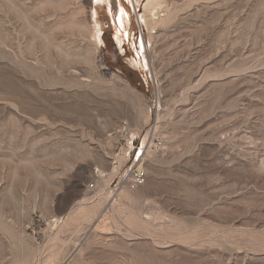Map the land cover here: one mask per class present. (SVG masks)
I'll return each mask as SVG.
<instances>
[{"label": "rangeland", "instance_id": "obj_1", "mask_svg": "<svg viewBox=\"0 0 264 264\" xmlns=\"http://www.w3.org/2000/svg\"><path fill=\"white\" fill-rule=\"evenodd\" d=\"M147 1L0 0V264H264V0Z\"/></svg>", "mask_w": 264, "mask_h": 264}, {"label": "bare ground", "instance_id": "obj_2", "mask_svg": "<svg viewBox=\"0 0 264 264\" xmlns=\"http://www.w3.org/2000/svg\"><path fill=\"white\" fill-rule=\"evenodd\" d=\"M97 1L101 2L102 0H97ZM128 1L133 5V0H128ZM163 3H164V0H148L147 3L145 4L144 11L142 13L138 14L139 23L142 26H144L143 24L146 23L149 26L150 31H152L158 25L163 24L165 22V20H164L165 18L161 19L162 17L159 16L161 11H162V9L166 12V17L167 18H169V15L172 12V7L170 5H168V4H163ZM118 15H119L118 16V22H119L120 26L126 28V26L129 24L128 21H130L129 20V18H130L129 16L130 15H129L128 11L126 10V7H124L122 4H120V6H119V14ZM127 19H128V21H127ZM98 32H99L98 33L99 41L102 42L103 39H102V30H101V28H100V30ZM114 36H115V39L118 41L119 45H121L123 40H122V38L120 36V31L118 29L114 33ZM141 155L142 154H140V156ZM138 167L141 168L142 165H140ZM115 168H116V166L113 167L112 171L109 172V173H106L105 171H102L100 169L97 170V172H98L97 176H99L100 180L105 184L106 189L111 186L110 185V183H111L110 181L112 179V176H113L114 172L116 171ZM98 194H100V192L97 193L93 197L91 196V197L85 199L83 202H85V201H91V202L96 201V199H98L97 196H101L102 195V194H100V195H98ZM59 220L62 221V218L59 219Z\"/></svg>", "mask_w": 264, "mask_h": 264}, {"label": "built area", "instance_id": "obj_3", "mask_svg": "<svg viewBox=\"0 0 264 264\" xmlns=\"http://www.w3.org/2000/svg\"><path fill=\"white\" fill-rule=\"evenodd\" d=\"M129 138V135L127 133H120V137H119V141L120 143L123 145V144H126L127 140ZM161 144V141L160 140H156V144L155 145H160ZM145 147V145L143 146V148ZM142 148V149H143ZM142 152H140V154L143 153V150H141ZM142 158V155L141 156H137V159H140ZM145 172L141 169H135L132 171L131 173V177L128 179V185L130 188L132 189H136L138 187H140L141 185L144 184L145 182ZM90 187L91 188H94L95 187V184L94 183H91L90 184Z\"/></svg>", "mask_w": 264, "mask_h": 264}, {"label": "crops", "instance_id": "obj_4", "mask_svg": "<svg viewBox=\"0 0 264 264\" xmlns=\"http://www.w3.org/2000/svg\"><path fill=\"white\" fill-rule=\"evenodd\" d=\"M65 264H68V263H65Z\"/></svg>", "mask_w": 264, "mask_h": 264}]
</instances>
